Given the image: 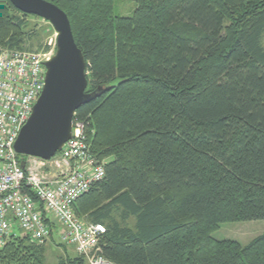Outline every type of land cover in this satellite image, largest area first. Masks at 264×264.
<instances>
[{
	"label": "trees",
	"instance_id": "16d2710c",
	"mask_svg": "<svg viewBox=\"0 0 264 264\" xmlns=\"http://www.w3.org/2000/svg\"><path fill=\"white\" fill-rule=\"evenodd\" d=\"M50 1L87 59V91L111 86L75 116L105 163L74 204L106 227L103 255L264 264V233L247 244L213 236L224 222L264 220V0H134L132 16L114 0ZM21 14L0 0V47L22 49ZM44 250L16 233L0 264H44ZM66 256L59 264H87Z\"/></svg>",
	"mask_w": 264,
	"mask_h": 264
},
{
	"label": "built area",
	"instance_id": "2783aa9c",
	"mask_svg": "<svg viewBox=\"0 0 264 264\" xmlns=\"http://www.w3.org/2000/svg\"><path fill=\"white\" fill-rule=\"evenodd\" d=\"M54 54L0 48V245L17 233L16 226L36 243L57 232L60 242L73 247L87 264H116L100 246L106 227L74 210L75 202L106 174L105 163L87 143V123L75 118L72 138L50 159L15 149L44 90L46 62Z\"/></svg>",
	"mask_w": 264,
	"mask_h": 264
},
{
	"label": "water",
	"instance_id": "95a60500",
	"mask_svg": "<svg viewBox=\"0 0 264 264\" xmlns=\"http://www.w3.org/2000/svg\"><path fill=\"white\" fill-rule=\"evenodd\" d=\"M24 13L42 17L58 32L54 56L46 62L44 90L15 143L19 154L53 157L73 136L77 111L110 87L88 92L87 59L78 46L70 18L50 0H11ZM21 166L25 167V161Z\"/></svg>",
	"mask_w": 264,
	"mask_h": 264
},
{
	"label": "rangeland",
	"instance_id": "374dc122",
	"mask_svg": "<svg viewBox=\"0 0 264 264\" xmlns=\"http://www.w3.org/2000/svg\"><path fill=\"white\" fill-rule=\"evenodd\" d=\"M115 13L120 16H132L137 3L134 0H114ZM20 19L26 22L24 31L21 29L22 44L21 48L29 51L48 52L55 50L58 32L48 20L31 14H21ZM25 32V35H24ZM3 48V47H0ZM15 232L24 234V230L15 227ZM264 233V220H252L241 222L221 223L213 236L217 240L233 239L247 244L257 236ZM44 247V264H59L62 257L79 256L73 247L63 245L60 242L58 233L55 232L52 239L44 243H36ZM6 243L0 245L3 247ZM62 256V257H61Z\"/></svg>",
	"mask_w": 264,
	"mask_h": 264
}]
</instances>
